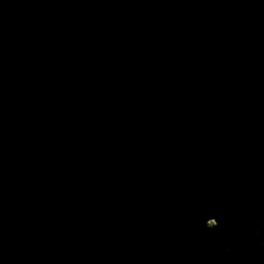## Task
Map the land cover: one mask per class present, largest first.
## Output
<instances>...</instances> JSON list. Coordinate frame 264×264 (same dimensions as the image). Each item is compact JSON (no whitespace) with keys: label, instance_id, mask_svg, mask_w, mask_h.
Returning a JSON list of instances; mask_svg holds the SVG:
<instances>
[{"label":"water","instance_id":"water-1","mask_svg":"<svg viewBox=\"0 0 264 264\" xmlns=\"http://www.w3.org/2000/svg\"><path fill=\"white\" fill-rule=\"evenodd\" d=\"M0 264H264V0H0Z\"/></svg>","mask_w":264,"mask_h":264},{"label":"rangeland","instance_id":"rangeland-1","mask_svg":"<svg viewBox=\"0 0 264 264\" xmlns=\"http://www.w3.org/2000/svg\"><path fill=\"white\" fill-rule=\"evenodd\" d=\"M209 224H210V225H212V224H213V222H210Z\"/></svg>","mask_w":264,"mask_h":264}]
</instances>
